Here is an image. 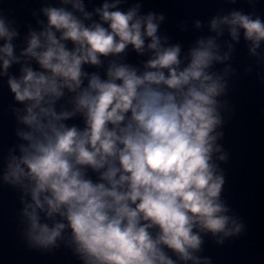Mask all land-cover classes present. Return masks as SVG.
<instances>
[{
    "label": "clouds",
    "instance_id": "1",
    "mask_svg": "<svg viewBox=\"0 0 264 264\" xmlns=\"http://www.w3.org/2000/svg\"><path fill=\"white\" fill-rule=\"evenodd\" d=\"M14 2L0 6V79L17 142L0 147V181L20 194L23 245L63 246L80 264H213L205 238L222 246L246 232L222 196L218 141L241 39L264 83V0L195 19L209 34L186 51L141 2L57 0L23 35L22 10L38 12Z\"/></svg>",
    "mask_w": 264,
    "mask_h": 264
},
{
    "label": "water",
    "instance_id": "2",
    "mask_svg": "<svg viewBox=\"0 0 264 264\" xmlns=\"http://www.w3.org/2000/svg\"><path fill=\"white\" fill-rule=\"evenodd\" d=\"M57 0H30L29 8L35 9L38 16L33 18L25 9L21 12V33H26L23 25L31 24L38 28L36 19H46L39 14L42 5L56 4ZM104 0H91L99 6ZM136 2L142 3V12L162 13L165 16L160 34L170 38L171 43H180L186 51L195 40L208 35L207 27L197 31L193 21L200 19L205 25L219 10L227 12L233 8L248 10L245 0H238L235 5L225 4L223 0H127L126 9ZM86 5L89 0H85ZM3 7H15L14 0H3ZM91 11V5L88 7ZM225 36L222 39H226ZM19 43V41H17ZM135 53H130L129 60L135 63ZM236 74L230 77L229 94L222 99L228 101L231 113L223 128L221 143L229 153L227 163H221L226 184L222 194L230 207V215H235L246 225V232L239 238L225 241L219 246L206 239L202 255L210 256L213 264H264V83L257 78L253 60L249 57L243 39L235 46L230 61ZM252 66L253 71L245 74L244 68ZM223 65H218L217 69ZM19 66H13L10 72L19 75ZM13 103L6 83L0 79V147L14 146L16 123L5 108ZM2 168V164H0ZM19 193L0 181V264H80L69 250L63 246L52 254H41L28 250L20 238L21 225L19 213L22 209Z\"/></svg>",
    "mask_w": 264,
    "mask_h": 264
}]
</instances>
